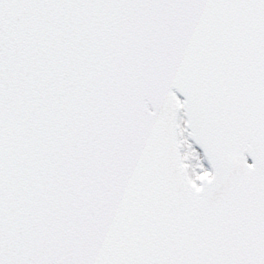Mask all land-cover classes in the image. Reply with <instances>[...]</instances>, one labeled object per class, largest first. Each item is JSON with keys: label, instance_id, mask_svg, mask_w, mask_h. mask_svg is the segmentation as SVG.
<instances>
[{"label": "snow or ice", "instance_id": "6c2138e0", "mask_svg": "<svg viewBox=\"0 0 264 264\" xmlns=\"http://www.w3.org/2000/svg\"><path fill=\"white\" fill-rule=\"evenodd\" d=\"M0 264H264V0H0Z\"/></svg>", "mask_w": 264, "mask_h": 264}]
</instances>
